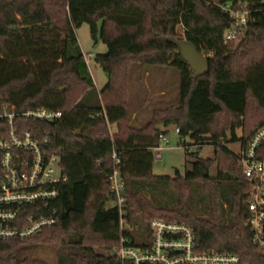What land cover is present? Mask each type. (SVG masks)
Returning <instances> with one entry per match:
<instances>
[{"label":"trees","instance_id":"trees-1","mask_svg":"<svg viewBox=\"0 0 264 264\" xmlns=\"http://www.w3.org/2000/svg\"><path fill=\"white\" fill-rule=\"evenodd\" d=\"M226 4L249 12L243 38L226 41L235 22ZM84 23L108 48L95 57L108 74L102 89L77 36ZM178 37L208 54V73L195 76L170 41ZM155 67L178 72V95L137 127L131 73L139 69L144 76ZM43 109L63 115L55 121L25 115ZM0 114H15L18 133L47 139L63 172L72 176L58 185L50 204L58 222L27 239H0V264H23L21 250L40 244L55 247L58 264H122L120 214L109 179L115 170L125 181L134 222L139 219L145 228L156 218L185 223L195 232L198 251L234 253L241 264H264V248L246 225L249 183L238 155L224 145L229 134L237 141L238 130L248 135L264 119V0H0ZM9 121L0 119L2 138L9 136ZM159 125H175L181 138L190 136L196 145L212 141L214 158L199 157L185 176L155 175L152 149L160 143ZM3 154L0 150V171ZM215 163L218 173L208 174ZM195 184L208 195V216L188 203ZM165 187L177 194L178 207L157 201ZM132 239L129 244H136L135 235Z\"/></svg>","mask_w":264,"mask_h":264},{"label":"built area","instance_id":"built-area-1","mask_svg":"<svg viewBox=\"0 0 264 264\" xmlns=\"http://www.w3.org/2000/svg\"><path fill=\"white\" fill-rule=\"evenodd\" d=\"M223 8L235 19L226 32V41L244 36L249 12L234 10L230 4ZM84 56L89 64L96 54L84 52ZM25 115L55 121L63 113L43 109ZM4 117L10 118L12 127L7 138L0 137V150L4 153L0 171V239H27L58 222V210H51L50 204L58 197V185L72 176L63 172L61 157L47 148V139L39 140L30 131L18 133L12 125L15 114H0V119ZM159 140L152 150L155 158L162 159L165 144L169 143L167 133L161 131ZM237 155L239 168L249 183L246 225L253 232V241L264 248V119L250 134L242 136ZM113 158L120 162L116 152ZM109 179L120 214L117 252L122 264H241L238 254L198 251L191 226L165 219H153L147 228L140 230L146 241L134 239L136 244H129L138 228L129 218L125 181L117 170ZM27 206H33L35 211L24 214Z\"/></svg>","mask_w":264,"mask_h":264},{"label":"rangeland","instance_id":"rangeland-1","mask_svg":"<svg viewBox=\"0 0 264 264\" xmlns=\"http://www.w3.org/2000/svg\"><path fill=\"white\" fill-rule=\"evenodd\" d=\"M77 36L81 47L84 52H94L96 55L106 53L108 48L103 41L98 39L96 42L91 34V28L88 23H84L77 29ZM243 38V37H241ZM204 55L208 56L206 52ZM89 67L91 73L96 81V86L102 89L108 82V74L106 71L96 62L95 58L90 60ZM180 82L178 72L172 68H151L148 73L144 76L141 75L140 70H134L131 73V85L130 95L132 108L142 110L138 112L142 114V120L139 118L133 120V124L137 127H141L147 123L151 118V114L154 109L166 107L171 101H173L178 95V84ZM149 101L148 105L145 103V108L141 109L142 101ZM144 114V115H143ZM161 131L166 132V128L159 125ZM117 130L116 125H112L111 131ZM169 143L165 144L163 152V158H154L153 161V173L155 175H167L175 177L177 171L181 175L185 176L188 171L193 170L194 162L200 158H214L215 145L210 140L204 141L201 145H196L195 141L190 137L181 138L179 133L176 132V126L171 125L167 129ZM239 140L230 141L231 135H228V141L224 142V145L235 154L240 152L242 133L240 130L237 131ZM190 146L194 154H188L187 147ZM218 173V165L215 163L208 171V174L216 175ZM158 202L163 203L164 206L178 207L177 194L173 193L165 187L161 189ZM158 194V193H157ZM208 195L204 193L200 185H192L188 193V203L195 209L200 215L208 216ZM158 199V198H157ZM152 200L157 202L152 196ZM113 205V203H112ZM135 225L138 230L135 232L136 238L140 242L146 241L145 234L140 232L145 225L139 220L135 219ZM99 251L105 253H111L105 251L103 248H98ZM19 260L23 261V264H58L57 251L54 246L50 244L30 245L25 246L19 256ZM18 264V263H17ZM249 264V263H247Z\"/></svg>","mask_w":264,"mask_h":264},{"label":"water","instance_id":"water-1","mask_svg":"<svg viewBox=\"0 0 264 264\" xmlns=\"http://www.w3.org/2000/svg\"><path fill=\"white\" fill-rule=\"evenodd\" d=\"M177 45L176 52L181 54L195 71V76L205 75L209 71L208 57L197 50V48L188 40L178 37L170 38ZM80 134V130L76 132Z\"/></svg>","mask_w":264,"mask_h":264},{"label":"crops","instance_id":"crops-1","mask_svg":"<svg viewBox=\"0 0 264 264\" xmlns=\"http://www.w3.org/2000/svg\"><path fill=\"white\" fill-rule=\"evenodd\" d=\"M94 80H95V79H94ZM95 83H96V81H95ZM148 102H149L148 100H147V101H145V100L142 101V102H141V109H142V108L144 109L145 106H146L145 103L148 105ZM141 111H142V110L138 109L137 111L134 112V114H133V120H136V119H138V118H139L140 120H142V118H141V117H142V114L139 115V113H138V112H141ZM151 114H152V113H151ZM151 114H148L147 116H149V115H151ZM143 115H144V114H143ZM167 129H168V127L166 128V130H167Z\"/></svg>","mask_w":264,"mask_h":264}]
</instances>
